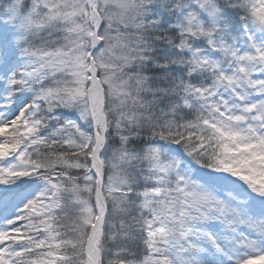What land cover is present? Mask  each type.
<instances>
[{"label":"snow or ice","instance_id":"snow-or-ice-1","mask_svg":"<svg viewBox=\"0 0 264 264\" xmlns=\"http://www.w3.org/2000/svg\"><path fill=\"white\" fill-rule=\"evenodd\" d=\"M0 264H264V0H0Z\"/></svg>","mask_w":264,"mask_h":264}]
</instances>
